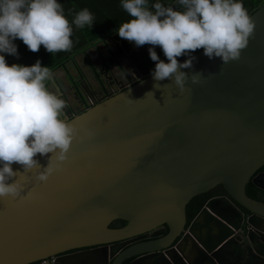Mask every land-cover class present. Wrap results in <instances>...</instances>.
Wrapping results in <instances>:
<instances>
[{"label": "water", "instance_id": "1", "mask_svg": "<svg viewBox=\"0 0 264 264\" xmlns=\"http://www.w3.org/2000/svg\"><path fill=\"white\" fill-rule=\"evenodd\" d=\"M251 17L239 60L209 59L202 49L182 69L183 91L134 67L136 83L68 120L83 139L47 181L37 179L41 169L13 163L22 175L8 182L25 189L0 198V264H264V201L246 193L264 166V3ZM116 51L128 58L121 41ZM51 155L35 159L43 168ZM218 185L227 194L188 225L189 202ZM222 200L232 210L217 209ZM206 219L215 223L207 233ZM115 220L127 223L112 227ZM162 226L169 231L141 241Z\"/></svg>", "mask_w": 264, "mask_h": 264}, {"label": "clouds", "instance_id": "2", "mask_svg": "<svg viewBox=\"0 0 264 264\" xmlns=\"http://www.w3.org/2000/svg\"><path fill=\"white\" fill-rule=\"evenodd\" d=\"M120 2L130 19L119 25L118 35L137 47L150 45V58L156 62L153 78L172 79L182 91L188 79L182 69L193 66V52L203 49L209 59L218 57L223 63L239 60L256 27L243 0H174L176 7L160 0ZM94 22L88 8L70 22L59 0H0V198L24 193L20 179L8 182L22 175L13 170V163L25 173L41 169L37 179L47 181L67 159L74 139H83L66 119L67 102L60 89L49 87L54 80L51 68L39 59L30 66L9 65L4 53L19 56L17 39L32 52L41 45L50 54L68 52L73 47V25L91 28ZM156 46L167 62L160 59ZM180 56L188 58L181 63ZM201 75L193 73L192 83H201ZM48 153L52 155L47 166L41 168L35 157Z\"/></svg>", "mask_w": 264, "mask_h": 264}, {"label": "trees", "instance_id": "3", "mask_svg": "<svg viewBox=\"0 0 264 264\" xmlns=\"http://www.w3.org/2000/svg\"><path fill=\"white\" fill-rule=\"evenodd\" d=\"M62 3L67 19L71 22L74 16L82 9L88 8L95 17V22L91 28L85 26L84 28H75L73 25V47L68 52H59L50 54L44 47L41 45L38 52H32L28 49L27 45L23 43L22 40L17 39L15 43L17 45V51L19 56L8 55L6 58L9 65L13 63H19L22 65H32L37 59H39L42 65L49 66L51 70L55 69L57 66L61 65L62 62L70 59L78 53L84 52L95 43L99 41L108 40L109 38L116 39L117 41L122 42V47L125 52L130 57L134 66H136L141 73L149 74L155 69V61H152L149 55L150 45H143L137 47L133 42L125 38H121L118 35V27L124 22H127L130 17L128 13L121 7L120 0H59ZM156 0H152V3H155ZM161 3L165 5H173L176 7L174 0H160ZM245 8L248 10L249 14L252 15L264 0H243ZM198 49L192 53L201 51ZM155 51L161 60L167 62L162 49L159 46L155 47ZM187 58V56H180L178 60ZM264 169V166L262 167ZM260 189L257 185L254 184L253 179L249 181L246 185V193L257 200L264 201L263 198L259 195ZM227 192L223 185H218L217 187L211 189L210 191L201 193L195 196L187 205V219L188 225L192 220L200 213L206 203L213 197L226 195ZM244 211H249L244 207L240 206ZM127 222L120 220L119 223L112 224L113 227L124 226ZM169 231L168 226L166 227V232ZM131 259L124 262V264H129ZM36 264V263H33Z\"/></svg>", "mask_w": 264, "mask_h": 264}, {"label": "flooded vegetation", "instance_id": "4", "mask_svg": "<svg viewBox=\"0 0 264 264\" xmlns=\"http://www.w3.org/2000/svg\"><path fill=\"white\" fill-rule=\"evenodd\" d=\"M118 42L120 41L113 38L99 41L86 51L67 59L52 70L54 80L49 82V87L53 91L56 88L60 89L63 98L67 102V108L65 109L67 120L86 108L114 95L117 91H122L132 83H136L137 76L134 72L136 66H134L129 56L130 60L116 51ZM80 57L83 58V63L78 60ZM253 178H256L264 187V169H259ZM259 189V195L264 199V188L259 187ZM215 207L219 209L217 204H215ZM119 222L120 220H115L112 224ZM165 230L166 228L162 226L150 234L144 235L141 241L159 237L165 234ZM137 242L138 239L135 238L116 242L113 244V251L124 250ZM79 250L82 249L71 252Z\"/></svg>", "mask_w": 264, "mask_h": 264}, {"label": "crops", "instance_id": "5", "mask_svg": "<svg viewBox=\"0 0 264 264\" xmlns=\"http://www.w3.org/2000/svg\"><path fill=\"white\" fill-rule=\"evenodd\" d=\"M216 204L218 205L219 210L222 212H224L227 209L232 210V208L223 200L217 202ZM208 226L213 227V229H214L215 223H212L211 219L202 220V227L201 228H204L206 233H207V231L208 232L212 231V228L210 229V228H208Z\"/></svg>", "mask_w": 264, "mask_h": 264}, {"label": "rangeland", "instance_id": "6", "mask_svg": "<svg viewBox=\"0 0 264 264\" xmlns=\"http://www.w3.org/2000/svg\"><path fill=\"white\" fill-rule=\"evenodd\" d=\"M78 60L83 63V58L80 57Z\"/></svg>", "mask_w": 264, "mask_h": 264}]
</instances>
